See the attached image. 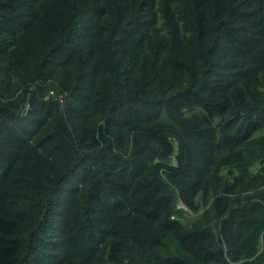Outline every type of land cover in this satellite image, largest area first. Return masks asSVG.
<instances>
[{"label":"trees","instance_id":"trees-1","mask_svg":"<svg viewBox=\"0 0 264 264\" xmlns=\"http://www.w3.org/2000/svg\"><path fill=\"white\" fill-rule=\"evenodd\" d=\"M0 264H264V0H0Z\"/></svg>","mask_w":264,"mask_h":264},{"label":"built area","instance_id":"built-area-1","mask_svg":"<svg viewBox=\"0 0 264 264\" xmlns=\"http://www.w3.org/2000/svg\"><path fill=\"white\" fill-rule=\"evenodd\" d=\"M60 103H61V104L63 103V100H62V99L60 100Z\"/></svg>","mask_w":264,"mask_h":264},{"label":"clouds","instance_id":"clouds-1","mask_svg":"<svg viewBox=\"0 0 264 264\" xmlns=\"http://www.w3.org/2000/svg\"><path fill=\"white\" fill-rule=\"evenodd\" d=\"M63 104V103H62Z\"/></svg>","mask_w":264,"mask_h":264}]
</instances>
